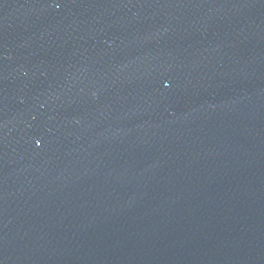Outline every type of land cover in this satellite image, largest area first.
<instances>
[{"label": "water", "instance_id": "95a60500", "mask_svg": "<svg viewBox=\"0 0 264 264\" xmlns=\"http://www.w3.org/2000/svg\"><path fill=\"white\" fill-rule=\"evenodd\" d=\"M0 264H264V0H0Z\"/></svg>", "mask_w": 264, "mask_h": 264}]
</instances>
